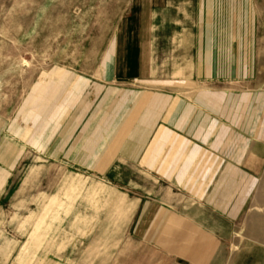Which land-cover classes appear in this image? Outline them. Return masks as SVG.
Wrapping results in <instances>:
<instances>
[{
  "label": "crops",
  "instance_id": "obj_1",
  "mask_svg": "<svg viewBox=\"0 0 264 264\" xmlns=\"http://www.w3.org/2000/svg\"><path fill=\"white\" fill-rule=\"evenodd\" d=\"M139 1L151 26H131L134 34L188 41L167 39L156 48L153 41L135 42L133 55H122L114 44L100 59L97 77L74 88L89 84V107L76 114L71 102L64 113L49 110L44 121L38 120L41 110L28 116L32 140L45 127L57 131L64 123L70 130L65 162L115 182L108 188L112 196L122 188L134 196L126 246L68 257L80 258L77 264H264V208L253 203L264 93L222 88L256 82L257 0ZM69 77L56 69L34 90L39 96L48 90L50 108L57 106ZM127 77L137 88H118ZM6 146L0 145V173L8 169L2 164ZM168 188L185 204L170 198Z\"/></svg>",
  "mask_w": 264,
  "mask_h": 264
},
{
  "label": "rangeland",
  "instance_id": "obj_2",
  "mask_svg": "<svg viewBox=\"0 0 264 264\" xmlns=\"http://www.w3.org/2000/svg\"><path fill=\"white\" fill-rule=\"evenodd\" d=\"M144 5L139 0H0V145H7L8 157L2 162L8 169L0 173V264H77L81 259L69 254L81 257L86 251L126 246L134 196L125 188L112 196L108 188L115 182L65 162L63 147L70 130L64 123L57 131L40 129L39 140L26 131L33 127L28 117L33 109L41 110L37 117L44 121L49 110L64 113L66 103L72 102L76 114L81 106L89 107V84L82 91L74 88L97 77L100 59L114 44L122 55H133L129 46L135 42L149 46L153 41L156 48L167 39L188 41L187 36L134 34L131 26H151ZM257 14L256 82L222 86L226 90L264 93V0H257ZM56 69L70 77L59 92L61 103L50 108L48 90L39 96L34 87L48 84ZM123 79L118 88H137L136 80ZM73 91L78 92L69 101ZM262 151L253 203L264 208V146ZM166 193L185 204L171 189ZM52 198L57 203L51 205Z\"/></svg>",
  "mask_w": 264,
  "mask_h": 264
}]
</instances>
